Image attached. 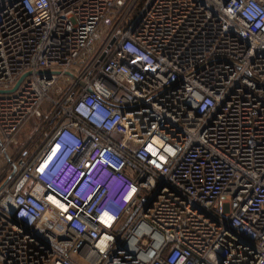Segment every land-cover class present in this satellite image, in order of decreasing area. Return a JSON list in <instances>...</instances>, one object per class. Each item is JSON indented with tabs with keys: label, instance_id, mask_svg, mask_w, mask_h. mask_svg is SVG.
Returning a JSON list of instances; mask_svg holds the SVG:
<instances>
[{
	"label": "built area",
	"instance_id": "1",
	"mask_svg": "<svg viewBox=\"0 0 264 264\" xmlns=\"http://www.w3.org/2000/svg\"><path fill=\"white\" fill-rule=\"evenodd\" d=\"M0 264H264V0H0Z\"/></svg>",
	"mask_w": 264,
	"mask_h": 264
},
{
	"label": "rangeland",
	"instance_id": "2",
	"mask_svg": "<svg viewBox=\"0 0 264 264\" xmlns=\"http://www.w3.org/2000/svg\"><path fill=\"white\" fill-rule=\"evenodd\" d=\"M62 82V80H61ZM38 124L37 120H32L21 132V134L18 137V144L13 145L11 147V150L9 151V157L14 158L16 154V150L24 147L27 143H29L35 132H36V126Z\"/></svg>",
	"mask_w": 264,
	"mask_h": 264
},
{
	"label": "water",
	"instance_id": "3",
	"mask_svg": "<svg viewBox=\"0 0 264 264\" xmlns=\"http://www.w3.org/2000/svg\"><path fill=\"white\" fill-rule=\"evenodd\" d=\"M23 79H24V77L21 78V80L18 82L17 86L12 91H15L18 88V86L21 84V82L23 81Z\"/></svg>",
	"mask_w": 264,
	"mask_h": 264
}]
</instances>
